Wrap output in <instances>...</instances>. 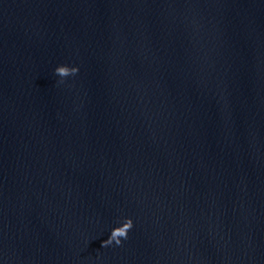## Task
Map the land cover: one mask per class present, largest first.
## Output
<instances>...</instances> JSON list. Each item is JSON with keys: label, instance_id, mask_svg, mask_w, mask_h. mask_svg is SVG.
Returning <instances> with one entry per match:
<instances>
[{"label": "water", "instance_id": "1", "mask_svg": "<svg viewBox=\"0 0 264 264\" xmlns=\"http://www.w3.org/2000/svg\"><path fill=\"white\" fill-rule=\"evenodd\" d=\"M0 264H264V0H0Z\"/></svg>", "mask_w": 264, "mask_h": 264}, {"label": "clouds", "instance_id": "2", "mask_svg": "<svg viewBox=\"0 0 264 264\" xmlns=\"http://www.w3.org/2000/svg\"><path fill=\"white\" fill-rule=\"evenodd\" d=\"M78 70L79 69L76 66L70 67L68 65L61 64V65H58L54 69V72L61 77H65L69 74L77 73ZM132 225H133L132 219L131 218H125V220L122 224L114 227L111 230L109 237L106 240H104L102 243L104 245H108V244L115 242L117 245H119L121 242L120 238L121 237H124V238L127 237L128 230L132 227Z\"/></svg>", "mask_w": 264, "mask_h": 264}]
</instances>
